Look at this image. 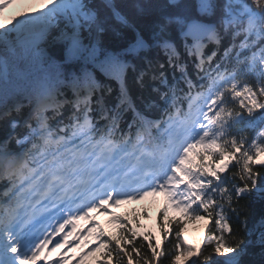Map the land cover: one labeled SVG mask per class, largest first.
<instances>
[{
    "label": "snow or ice",
    "instance_id": "6c2138e0",
    "mask_svg": "<svg viewBox=\"0 0 264 264\" xmlns=\"http://www.w3.org/2000/svg\"><path fill=\"white\" fill-rule=\"evenodd\" d=\"M14 2L0 0V14ZM104 9L134 33L127 46L115 50L103 38L110 27ZM136 15L147 20V34L112 0H47L42 9L0 23V181L6 182L0 191V264H36L49 242L39 240L36 213L26 206L48 200L53 208L76 204L107 212L110 202L118 207L159 193L193 219H204L203 211L211 234L202 249L179 239L168 252L149 244L150 258L141 253L143 245L133 246L136 264L163 258L168 264H244V237L254 232L264 248V217L249 227L248 205L240 203L264 195V0H141ZM189 58L210 81L194 95ZM23 63L38 71V87H25L30 74L17 70ZM168 67L179 72L187 92L175 77L168 80ZM130 70L142 90L136 99ZM105 80L118 85L115 95ZM248 127L256 129L251 138ZM190 153L202 161L218 153L220 171L229 168L226 157L239 153L231 187L215 169L213 180L185 168ZM113 251L132 264V252L119 240L108 255Z\"/></svg>",
    "mask_w": 264,
    "mask_h": 264
},
{
    "label": "trees",
    "instance_id": "16d2710c",
    "mask_svg": "<svg viewBox=\"0 0 264 264\" xmlns=\"http://www.w3.org/2000/svg\"><path fill=\"white\" fill-rule=\"evenodd\" d=\"M95 4H100L101 0H92ZM141 0H112V3L116 6L117 10L121 12V14L127 16L136 26L137 28L146 33L148 32V22L146 19L141 18L136 15V5L140 3ZM163 2V0H160ZM104 15L107 19L108 24L110 27L108 31L104 35V39L106 42L113 47V49L118 50L120 47L127 46V44L131 41L132 36L134 33L127 28H123L119 22L112 16L110 9H104ZM214 46L210 45L209 48H213ZM219 55H223V47L219 50ZM152 57H156V53H151ZM161 62H164L163 56H159ZM187 72L192 77H196L197 75L201 74L202 72H198L197 68L195 67V62L192 59H187ZM229 62V61H228ZM18 71L30 74L27 77V81L25 87H38L37 84L39 82V73L36 69L31 68L27 63L19 64ZM133 75L130 70L129 74V86L131 90V94L134 99L141 95V89L138 85L135 84L133 80ZM166 75L169 81H172L173 78L176 76H180L179 72H174L172 68H166ZM104 83L109 84L113 90L114 95L118 92V85L115 81L105 80ZM153 84H158V81L152 82ZM11 101H9L10 103ZM23 103L27 104V101L24 100ZM25 114H27L28 109L25 108ZM258 113V112H257ZM253 127H248L245 132L247 136L250 138L252 133ZM0 137H2V133H0ZM13 148H19V146H12ZM19 151H23V149H19ZM236 165L231 166L230 173L228 176L229 180V187H231L232 181V173L237 170ZM254 170L257 166H253ZM5 183V181H0V185ZM3 191V190H2ZM242 205L247 204V212H248V220H249V227H255L257 222L264 217V195L260 193H256L253 197H250L247 200H242L240 202ZM155 209V208H154ZM137 214L130 217L129 219V230L128 233L123 235L124 238L120 241L121 248L124 251L132 252L133 246L140 247L143 245L144 247L141 248V253L148 255L149 258L151 257V250L147 247L149 244L157 247V250H163L165 252L171 251L174 249L175 244L179 240H182V234L187 230V224H181L177 220H173L167 218L166 215L163 213V210H159L156 220L149 221L150 223H145L149 220V214L151 213V208H147L146 206H137ZM206 220H208L210 226L212 225V221L207 218L205 213L202 214ZM243 217H241L242 219ZM232 223L234 228H239V224L236 222V218H232ZM146 224V225H145ZM208 228V229H209ZM183 229L181 236L178 238L176 233ZM135 233V235H133ZM211 233L209 230L206 231V237H208ZM247 243V254L243 257L244 264H264V248H262L257 240L256 233L254 232L252 236H245L244 237ZM131 240V243L128 241ZM118 241V240H117ZM117 241L112 242V249L116 245ZM204 245L202 244L200 249H202ZM132 264H136V260L140 257L137 256L135 252H132ZM101 260L98 264H128L127 258L118 259L115 255V251L112 252V255H108L105 253L101 255ZM155 264V262H153ZM160 264H168L167 258H163ZM190 264V262L188 263Z\"/></svg>",
    "mask_w": 264,
    "mask_h": 264
},
{
    "label": "rangeland",
    "instance_id": "374dc122",
    "mask_svg": "<svg viewBox=\"0 0 264 264\" xmlns=\"http://www.w3.org/2000/svg\"><path fill=\"white\" fill-rule=\"evenodd\" d=\"M45 3H47V0H16L15 4L0 16V23L10 24L14 17H19L21 13H31L42 9ZM261 159H264V157H261ZM208 226L207 220H199L187 226V230L182 234L181 238L186 240L188 244L200 249L201 242L205 239L204 232H206Z\"/></svg>",
    "mask_w": 264,
    "mask_h": 264
},
{
    "label": "bare ground",
    "instance_id": "6f19581e",
    "mask_svg": "<svg viewBox=\"0 0 264 264\" xmlns=\"http://www.w3.org/2000/svg\"><path fill=\"white\" fill-rule=\"evenodd\" d=\"M15 4V3H14ZM39 83V82H38Z\"/></svg>",
    "mask_w": 264,
    "mask_h": 264
}]
</instances>
